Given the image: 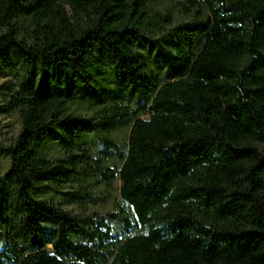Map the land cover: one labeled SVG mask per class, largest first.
I'll return each instance as SVG.
<instances>
[{
	"label": "trees",
	"instance_id": "obj_1",
	"mask_svg": "<svg viewBox=\"0 0 264 264\" xmlns=\"http://www.w3.org/2000/svg\"><path fill=\"white\" fill-rule=\"evenodd\" d=\"M0 74V264H264V0H0Z\"/></svg>",
	"mask_w": 264,
	"mask_h": 264
},
{
	"label": "rangeland",
	"instance_id": "obj_2",
	"mask_svg": "<svg viewBox=\"0 0 264 264\" xmlns=\"http://www.w3.org/2000/svg\"><path fill=\"white\" fill-rule=\"evenodd\" d=\"M175 12L178 11V7L175 6ZM8 75L0 74V84L7 81ZM120 83L119 77L111 76L104 82V84L95 86V92H84L76 95L75 99L72 101V106L78 111L85 113L92 106H100L104 103V100L110 101L114 95L115 89ZM121 92L126 94H131L132 85L128 82H125L121 86ZM132 105H137L139 103L138 97H132L127 99ZM21 127L20 119L16 114H11L10 116H0V132L8 140L14 139L18 134ZM129 131V125L123 126L116 133V136L119 138L122 144L126 143L127 136ZM89 139L93 143L94 151L98 152V143L94 140L92 136H89ZM64 144L62 141L57 140L53 143L52 147L49 150V153L52 156H59L64 151ZM9 165L8 155L4 151H0V171L2 174L5 173ZM119 186L120 181H114L111 187H106L104 184L100 186H94L92 191L94 194L100 196H109L106 198V201H98L97 203H92L89 200L78 202V201H63V205L68 209H72L74 212H82L84 208L89 210H96L99 212H105L109 209L116 208V204L119 201ZM110 192V194H108ZM117 227L118 223L114 222Z\"/></svg>",
	"mask_w": 264,
	"mask_h": 264
}]
</instances>
